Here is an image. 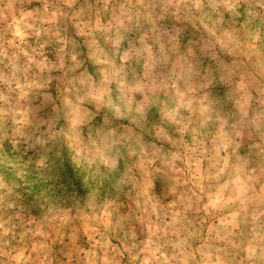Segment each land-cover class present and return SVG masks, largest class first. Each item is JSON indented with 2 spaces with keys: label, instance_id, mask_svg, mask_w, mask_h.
I'll return each mask as SVG.
<instances>
[{
  "label": "clouds",
  "instance_id": "1",
  "mask_svg": "<svg viewBox=\"0 0 264 264\" xmlns=\"http://www.w3.org/2000/svg\"><path fill=\"white\" fill-rule=\"evenodd\" d=\"M0 264H264V0H0Z\"/></svg>",
  "mask_w": 264,
  "mask_h": 264
}]
</instances>
